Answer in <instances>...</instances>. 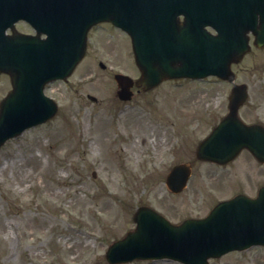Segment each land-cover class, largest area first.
Here are the masks:
<instances>
[{"label":"rangeland","instance_id":"rangeland-1","mask_svg":"<svg viewBox=\"0 0 264 264\" xmlns=\"http://www.w3.org/2000/svg\"><path fill=\"white\" fill-rule=\"evenodd\" d=\"M18 26L29 31L24 23ZM102 36L92 38L66 81L44 89L58 104L55 116L0 148V264H111L105 250L134 227L136 206L150 205L179 222L205 215L236 192L253 195L264 184V164L250 157L245 169L246 152L225 166L193 158L230 82L215 77L164 82L150 92L134 91L124 104L115 96L113 73L137 77L139 71L128 38ZM232 69L256 104L242 116H264V101L254 97L264 93V51L251 52ZM8 89L9 77L0 73V99ZM190 137L194 146L186 143ZM181 161L192 163L193 174L186 188L171 194L165 175ZM114 264L183 263L161 258ZM209 264H264V247L231 251Z\"/></svg>","mask_w":264,"mask_h":264},{"label":"water","instance_id":"water-1","mask_svg":"<svg viewBox=\"0 0 264 264\" xmlns=\"http://www.w3.org/2000/svg\"><path fill=\"white\" fill-rule=\"evenodd\" d=\"M229 1L234 0H0V71L9 73L12 82V90L0 104V145L54 113V103L42 95L44 82L70 73L84 53L88 28L102 20L131 35L143 73L141 82L147 86L181 74L214 72L228 77L229 60L246 47L247 29L222 28L210 35L202 26L211 18V7L223 10L232 5ZM259 1L264 6V0ZM180 13L185 15L183 22L177 19ZM20 17L30 22L36 35L4 33ZM261 21L256 42L264 40V12ZM196 22L198 32H192ZM40 33L46 37L41 39ZM224 60V65L214 62ZM115 78L121 84L128 82L120 74ZM244 94L243 85L234 87L230 113L200 145V156L225 161L246 146L264 159V130L243 125L236 118ZM176 168L167 181L173 189H179L186 178V172ZM134 219L136 229L107 249L110 262L169 257L206 264L209 256L264 242V187L256 199L237 196L219 203L207 217L179 225L146 207Z\"/></svg>","mask_w":264,"mask_h":264},{"label":"flooded vegetation","instance_id":"flooded-vegetation-1","mask_svg":"<svg viewBox=\"0 0 264 264\" xmlns=\"http://www.w3.org/2000/svg\"><path fill=\"white\" fill-rule=\"evenodd\" d=\"M242 107H245V108L256 107V104H251V103L246 102ZM246 121H248V122H261L264 124V116H262L260 119L248 118ZM245 162L247 165H249V163H250V157L249 156L245 159ZM246 174H247V172H246ZM248 176H249V178H252L253 175L249 174Z\"/></svg>","mask_w":264,"mask_h":264},{"label":"bare ground","instance_id":"bare-ground-1","mask_svg":"<svg viewBox=\"0 0 264 264\" xmlns=\"http://www.w3.org/2000/svg\"><path fill=\"white\" fill-rule=\"evenodd\" d=\"M2 166H4V165H2Z\"/></svg>","mask_w":264,"mask_h":264}]
</instances>
